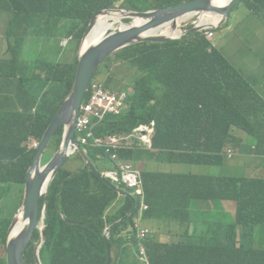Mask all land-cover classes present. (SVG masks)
<instances>
[{"label":"trees","instance_id":"trees-1","mask_svg":"<svg viewBox=\"0 0 264 264\" xmlns=\"http://www.w3.org/2000/svg\"><path fill=\"white\" fill-rule=\"evenodd\" d=\"M3 1L10 12L24 11L33 19L43 18L42 29L48 39L61 41L65 37L81 42L93 16L100 11L116 9L120 4L121 8L147 12L192 0H151L146 5V0ZM242 2L248 12L264 15V0ZM4 8L0 0V12ZM52 27L55 30L50 36ZM1 28L10 34L7 28ZM136 52L152 60L149 67L142 68ZM250 52L258 69L252 72L251 80L229 66L232 58L212 47L202 33L191 32L163 43L144 42L119 51L105 60L93 79L104 70V76L108 74L107 88L112 89L113 84L124 80L132 94L124 112L109 116L96 129V136L130 134L139 125L155 121L151 152L166 154L172 164L221 166L232 150L236 155H256L264 160V75L260 73L258 59L262 54L260 50ZM250 52L239 58L246 59ZM57 60L47 70L33 68V76L40 77L41 83L33 82L32 86L24 84L21 74L8 72L4 68L6 60H0V184L23 187L22 200L27 173L37 153L30 142L43 138L74 84L78 57L65 69ZM23 65V61L16 60V71L22 72ZM241 133L254 138V144H244ZM62 141L60 127L50 144L55 153ZM141 152L122 150L119 154L122 161L138 163ZM99 154L94 147H87L85 153L77 152L70 159L82 160L80 169L72 173L64 166L52 182L46 201L42 264H107L105 231L120 220L109 236L114 253L111 264L123 262L131 245L136 254L146 255L148 264H264V179L141 172L144 202L149 206L145 211L129 189L121 185L114 188L91 168L88 161L101 171L98 163L103 160ZM120 190L126 195H121ZM193 199L212 200L216 204L233 202L237 225L244 228V234L230 238L227 247L203 252L200 250L205 246L193 249L179 242L157 243L151 231L141 229L137 222L159 218L172 223L183 212L188 214V203ZM8 203H0V245L4 246L13 220L9 212L14 209L15 214L21 208ZM44 204L43 197L41 208ZM143 230L149 231L146 237H142ZM167 230L173 239V230ZM39 236L36 232L26 249L24 264H35L34 240ZM6 255L7 248L5 255L0 252V264H7Z\"/></svg>","mask_w":264,"mask_h":264},{"label":"water","instance_id":"water-1","mask_svg":"<svg viewBox=\"0 0 264 264\" xmlns=\"http://www.w3.org/2000/svg\"><path fill=\"white\" fill-rule=\"evenodd\" d=\"M216 1L218 0H192L174 7L147 12L118 10L123 14V18L118 20V22L122 24L123 19H130L131 24L125 25L123 23L119 30L112 31L109 34H107L108 30H106L97 42L92 43V45L83 51L85 40L97 26L99 15L105 12L118 11L103 10L93 16L81 41L82 53L78 55V66L71 92L45 131L34 162L27 173L23 205L16 214L15 219L12 220L9 228L6 255L7 264H24L25 251L34 239L36 232H39L40 236L39 241L34 246V254L37 262L41 264L39 254L46 240L45 211L49 188L67 161L77 152H82V147L76 141V121L88 92L89 85L96 73L101 69L105 60L129 46L144 42L163 43L169 40L180 39L188 35L191 31H199L201 28L186 31L181 30L178 36L166 33L168 30L178 31L181 22H183L182 26H186L188 16L200 11H205L206 14L217 13L222 18H228L231 10L242 0H231L225 7L220 4L217 5ZM136 20H139V22L135 23ZM165 28L168 29L163 31ZM60 127H63L62 144L56 151L54 157L43 165L42 159L44 153L49 148L52 139ZM88 163H90L91 168L98 173L100 178L105 180L95 169V166L90 161ZM121 193L124 194L122 190ZM43 197L45 198V204L41 208V200ZM19 213H22L26 226L16 236L11 237V231L17 222ZM110 231L111 227L105 231L108 253L107 264H111L112 262Z\"/></svg>","mask_w":264,"mask_h":264},{"label":"rangeland","instance_id":"rangeland-1","mask_svg":"<svg viewBox=\"0 0 264 264\" xmlns=\"http://www.w3.org/2000/svg\"><path fill=\"white\" fill-rule=\"evenodd\" d=\"M150 1L151 0H146L144 5L149 4ZM35 10L36 8L33 5V16L35 15ZM114 10L126 11L128 9L121 8V5L119 4L118 8ZM232 10L233 11L229 18L231 20L230 27L227 29V24H225L215 31V38L212 47H217V49L222 54H225L227 57L230 58H239L241 55L249 53L250 51L260 50L262 55L259 54L258 56L259 69L261 75H264V15H255L251 12H248L242 1L237 4ZM198 13H202V11ZM196 18L197 15L193 19L187 20L186 22L189 25L186 27H182L183 22H181L179 25V29L186 31L189 27L192 26L190 23L197 20ZM123 20L122 24L124 23ZM7 21V29L12 37V44L11 50L7 55L6 65L4 68H6L8 72L18 74L17 76L21 74L24 80V84H29L32 86L33 82L38 85L41 83L40 77L33 76V68L37 71L47 70L48 67L51 64H54L56 59L58 58L57 63L61 61L62 69H65L67 65L75 61L79 53H82L81 42H77V40H69L68 43H64L65 40H68L65 37H63L61 41L50 38L48 39L42 29L44 23H42L43 18L41 17L33 19V17H29L24 11L14 10L7 15ZM112 23L114 25L111 29L107 31V34L112 31H117L122 27V24L118 21H113ZM124 24L130 25L131 22ZM167 29L168 28H165L163 31H166ZM209 51H212V48ZM250 53L251 54H249L246 59H239L241 60L240 62H242L250 72H256L258 69L255 65V60L252 56L253 52ZM135 54L141 60L142 68L150 66L152 61L151 59L139 56L137 52ZM34 59L37 60V63L35 64H33ZM16 60H21L24 62L22 72L20 73L16 71ZM111 64H113V62ZM228 64L229 66L233 67L234 62L229 61ZM114 71H116V68L113 69V72ZM107 76L108 74L104 76V70H102L97 80H100L105 83V79ZM18 87L26 90L23 85L19 86L18 84ZM130 89L131 87L127 85L124 80H120L119 84H113L111 90L115 92H120ZM131 94L132 92L130 91V97ZM241 137L245 142L244 144H254L255 142L254 138H250L245 133H241ZM229 152L230 150H228V153ZM230 153V155H232L235 154L236 151L232 150ZM54 155L55 149L49 146V148L44 153L42 164L45 165L46 163H48L54 157ZM238 161H243L249 164L251 167L254 166L253 164H251V161L248 159V157L234 155L232 158L225 156L223 164L221 166H205L204 168L210 169L209 171L215 177H230L235 174L236 165L233 164L237 163ZM82 165L83 161L77 157L75 159H70L66 163L65 168L70 171H74ZM177 169L190 170L193 169V166L179 164L178 166L172 167L173 171ZM23 190L24 188L18 185L0 184V203L8 201V206L10 204L12 206L13 204L15 208L21 207L24 201V199L22 200ZM14 198H16V200H14ZM174 204L176 205L175 201ZM213 205H216V202L212 200L205 201L193 199L189 201L187 211L188 213L189 211H191L193 213L201 215L206 213L207 211H210ZM2 208L3 205H0V210ZM176 210L181 211L179 209ZM18 211L14 214V209L12 211L10 210L9 215L13 217V220L15 219V216ZM230 211H233L232 207ZM38 241L39 239L36 241L34 240V246ZM6 248L7 246L0 245V252L2 253V255H5ZM111 253L113 261L114 253ZM42 263L43 262L41 261V264ZM126 263L138 264L137 256L129 252L126 255L125 260L120 264ZM35 264L40 263H38L36 260Z\"/></svg>","mask_w":264,"mask_h":264},{"label":"crops","instance_id":"crops-1","mask_svg":"<svg viewBox=\"0 0 264 264\" xmlns=\"http://www.w3.org/2000/svg\"><path fill=\"white\" fill-rule=\"evenodd\" d=\"M1 3L5 7L2 10H5L6 12L5 11L0 12V26L7 28L8 27L7 15L11 12L8 9L9 5L6 2L1 0ZM216 4H219V1H216ZM127 11H135V10H127ZM136 12H140V11H136ZM223 25H225V23ZM181 30L182 29H178L179 33L181 32ZM4 54L5 52H3V55ZM232 60L235 61L233 66L236 67L238 70H240L244 75V77L249 78L250 80L254 78L253 73L250 72L242 62H240L241 60L239 58L232 57ZM132 151H142L141 153H138L139 156L138 163L131 162L134 165H136L135 167L138 168L142 173L147 171L152 173H166V174L174 173V174H184V175L188 174V175L213 176L209 171L210 169L204 168L205 166L209 167L210 165L190 164L189 166H193V169L190 170L177 169L173 171L172 167L178 166L179 164H172L168 162V157L166 154H159L157 152H151L142 148L140 149L137 148ZM226 157H229L228 154L226 155ZM248 159L251 161V164H253L254 166L251 167L249 164L243 161H238L237 163L233 164L236 165V171L234 175L264 178L263 160L259 157H254V156L248 157ZM98 167L101 169V171L99 172L101 173L104 170L110 169L112 167V164L109 161L105 160L103 162H99ZM79 169L80 167L74 171H70L68 169L66 170L73 173L78 171ZM110 184L114 188L119 189V187L115 185V183L110 182ZM120 194L123 196L126 195L125 192H124L125 195L121 193V190H120ZM120 200L122 203L123 201L125 202V199L121 198ZM231 207L233 208L232 212L230 211ZM158 219H139L137 222L140 225L141 229H149L151 231V233L154 235V240L157 243L169 244L172 242H179L184 246L191 245L193 249H200L205 246L200 250L203 252H206L207 250H214V248H219V247L224 248V245H226L227 247L230 238L234 236H241L244 234V228L241 225H237L235 204L229 201H221L217 203L216 206L213 205L210 211H207L206 213L201 215H198L197 213H193L191 211H189L188 214L186 212H183V215L176 216L172 221V223H168L163 221L162 219L159 220ZM121 221L122 220L118 221L117 223ZM117 223L109 226L108 228L111 227L112 229V227L117 225ZM235 225H237V228L234 231L233 227ZM167 228H171L173 230L175 234L173 239H171V237L169 236L167 232L168 231ZM110 235H111V231H110ZM129 252L132 254H136V250L132 245L129 247ZM136 255L138 259V264H148L147 257L145 254L141 252V254L139 255L136 254Z\"/></svg>","mask_w":264,"mask_h":264},{"label":"built area","instance_id":"built-area-1","mask_svg":"<svg viewBox=\"0 0 264 264\" xmlns=\"http://www.w3.org/2000/svg\"><path fill=\"white\" fill-rule=\"evenodd\" d=\"M200 17L190 23L197 26ZM189 24L187 23L186 26ZM211 37L212 34H209ZM130 91L115 92L104 82L93 79L89 85L85 100L79 111L76 121L77 141L82 147H94L100 151L99 158L112 164L108 170L101 172V176L116 185L126 187L131 191V196L140 199L143 210H148L145 204L144 184L141 171L131 162L122 161L119 152L122 150L146 149L152 150L153 137L156 133V122L141 124L132 133L121 136L97 137L96 129L103 126L109 116L121 115L127 107L130 99ZM30 147L38 149L40 140L32 139ZM107 155V159H105ZM148 230L142 231V237H146Z\"/></svg>","mask_w":264,"mask_h":264},{"label":"bare ground","instance_id":"bare-ground-1","mask_svg":"<svg viewBox=\"0 0 264 264\" xmlns=\"http://www.w3.org/2000/svg\"><path fill=\"white\" fill-rule=\"evenodd\" d=\"M219 4L223 7L227 6L231 0H218ZM197 13H192L188 16L187 20L193 19ZM207 15L205 14V17ZM123 18V14L120 12H105L101 15H99L98 20H97V26L95 29L90 33V35L87 37L84 43L83 51L87 49L92 43L97 42L99 38L106 32V30H109L110 28L113 27V21H118ZM220 21V18L216 15H211L209 14L208 17L203 18L200 21L201 25H213L217 24ZM139 20H136L135 23H138ZM167 34H171L174 36H178L180 33L179 31H173V30H168L166 32ZM26 222L23 221V215L22 213L18 214L17 222L15 226L13 227L11 231V237L16 236L18 233H20L22 230L25 229Z\"/></svg>","mask_w":264,"mask_h":264},{"label":"clouds","instance_id":"clouds-1","mask_svg":"<svg viewBox=\"0 0 264 264\" xmlns=\"http://www.w3.org/2000/svg\"><path fill=\"white\" fill-rule=\"evenodd\" d=\"M243 1V0H242ZM239 4V3H238ZM218 5V4H217ZM232 11V10H231ZM205 11L204 12H202V13H197V18L198 17H200V21L205 17ZM231 14V13H230ZM207 16L206 17H208V15L209 14H206ZM211 15H216V16H218L219 18H220V21L217 23V24H213V25H201L200 24V21H199V23H198V25L197 26H192L190 29H188V30H192V29H194V28H201L199 31H191L192 33H194V32H197V33H202V35L206 38V40L208 41V42H210L211 44H212V46H213V41H214V38H215V31L217 30V29H219V28H221V26L225 23V24H227V28H229L230 27V22H231V20L230 19H228L229 17H230V15H229V17L228 18H222V16L221 15H219V14H211ZM205 17V18H206ZM196 18V19H197ZM124 20H130V19H124ZM186 25H187V22H186ZM182 27H186V26H182ZM54 30H55V28H51L50 29V31H49V35L51 36L53 33H54ZM183 31V30H182ZM190 32V33H191ZM189 33V34H190ZM209 34H212V36L210 37L209 36ZM186 36V35H185ZM69 40H71V39H68V40H65L64 41V43H68V41ZM11 44H12V37H11V35L10 34H8L7 33V31H5L4 29H2L1 27H0V60H7V55L9 54V47L11 46ZM217 48V47H216ZM3 52H5V54L3 55ZM236 68V67H235ZM237 69V68H236ZM238 70V69H237ZM238 71H240V70H238ZM76 141H77V135H76ZM77 143H78V141H77ZM79 144V143H78ZM40 145H41V140H40ZM80 145V144H79ZM81 146V145H80ZM82 147V146H81ZM84 148H85V150H84ZM39 149V148H38ZM37 149V150H38ZM86 149H87V147H82V151H83V153H85L86 152ZM146 150V149H145ZM152 150H153V147H152ZM152 150H148V151H152ZM231 154V153H230ZM230 154H228V155H230ZM234 155H236V153L235 154H232V155H230L229 157L230 158H232ZM251 156H254V157H259V156H256V155H249V154H243V157H251ZM260 158V157H259ZM263 162H264V160H263ZM101 174V173H100ZM243 177H246V178H260V177H247V176H243ZM260 179H264V178H260ZM108 181V180H107ZM110 182V181H109ZM112 183V182H111ZM118 186V185H117ZM131 195V194H130Z\"/></svg>","mask_w":264,"mask_h":264}]
</instances>
